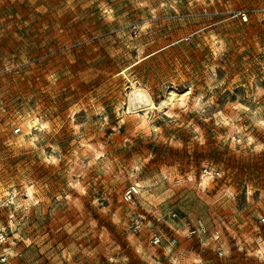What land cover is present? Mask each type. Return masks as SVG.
<instances>
[{
    "label": "rangeland",
    "instance_id": "374dc122",
    "mask_svg": "<svg viewBox=\"0 0 264 264\" xmlns=\"http://www.w3.org/2000/svg\"><path fill=\"white\" fill-rule=\"evenodd\" d=\"M0 230L4 264H264V0H0Z\"/></svg>",
    "mask_w": 264,
    "mask_h": 264
},
{
    "label": "built area",
    "instance_id": "2783aa9c",
    "mask_svg": "<svg viewBox=\"0 0 264 264\" xmlns=\"http://www.w3.org/2000/svg\"><path fill=\"white\" fill-rule=\"evenodd\" d=\"M241 21H247L249 19V12L248 11H239L238 13ZM199 226H202V222L199 221ZM143 223L141 220L136 219L134 222V228L140 229L142 227ZM161 237L157 231L151 230L150 232V243L152 245H157L160 243ZM7 242V234L4 232V230H0V264H4L7 262L9 253L7 251V248L5 247V244Z\"/></svg>",
    "mask_w": 264,
    "mask_h": 264
},
{
    "label": "bare ground",
    "instance_id": "6f19581e",
    "mask_svg": "<svg viewBox=\"0 0 264 264\" xmlns=\"http://www.w3.org/2000/svg\"><path fill=\"white\" fill-rule=\"evenodd\" d=\"M132 95H133V98H132L133 100H137L139 102L142 101V102H145V103H148L149 102V97L145 93H143L141 90H137V89L133 90L132 91ZM33 122H35V121H33ZM33 122H30L29 125L33 124ZM34 125H36V124L34 123ZM210 176H211L210 172H207V173L204 174V183H206V181L208 180V178Z\"/></svg>",
    "mask_w": 264,
    "mask_h": 264
}]
</instances>
